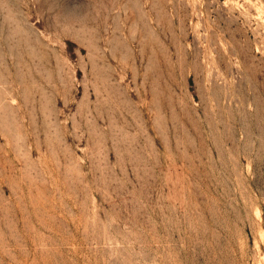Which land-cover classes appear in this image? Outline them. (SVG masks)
Returning a JSON list of instances; mask_svg holds the SVG:
<instances>
[{
	"label": "rangeland",
	"instance_id": "374dc122",
	"mask_svg": "<svg viewBox=\"0 0 264 264\" xmlns=\"http://www.w3.org/2000/svg\"><path fill=\"white\" fill-rule=\"evenodd\" d=\"M0 264H264V0H0Z\"/></svg>",
	"mask_w": 264,
	"mask_h": 264
}]
</instances>
